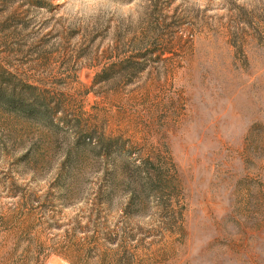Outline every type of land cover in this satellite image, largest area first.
Segmentation results:
<instances>
[{"label":"rangeland","instance_id":"rangeland-1","mask_svg":"<svg viewBox=\"0 0 264 264\" xmlns=\"http://www.w3.org/2000/svg\"><path fill=\"white\" fill-rule=\"evenodd\" d=\"M0 68V264H264V0H0Z\"/></svg>","mask_w":264,"mask_h":264},{"label":"trees","instance_id":"trees-1","mask_svg":"<svg viewBox=\"0 0 264 264\" xmlns=\"http://www.w3.org/2000/svg\"><path fill=\"white\" fill-rule=\"evenodd\" d=\"M34 88L18 81L13 74L0 68V104L18 116H34V108L43 106L41 101L34 99ZM148 184L153 186L152 180Z\"/></svg>","mask_w":264,"mask_h":264}]
</instances>
